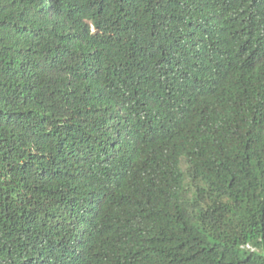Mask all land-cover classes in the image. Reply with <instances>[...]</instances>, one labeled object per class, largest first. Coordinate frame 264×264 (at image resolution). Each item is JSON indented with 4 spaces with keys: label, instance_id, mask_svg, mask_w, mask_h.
<instances>
[{
    "label": "trees",
    "instance_id": "trees-1",
    "mask_svg": "<svg viewBox=\"0 0 264 264\" xmlns=\"http://www.w3.org/2000/svg\"><path fill=\"white\" fill-rule=\"evenodd\" d=\"M0 264H264V0H0Z\"/></svg>",
    "mask_w": 264,
    "mask_h": 264
}]
</instances>
